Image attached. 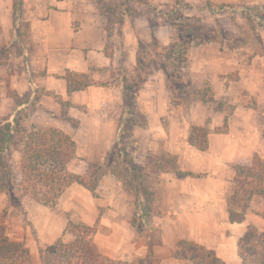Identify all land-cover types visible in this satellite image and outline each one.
<instances>
[{
	"label": "rangeland",
	"instance_id": "374dc122",
	"mask_svg": "<svg viewBox=\"0 0 264 264\" xmlns=\"http://www.w3.org/2000/svg\"><path fill=\"white\" fill-rule=\"evenodd\" d=\"M90 1L94 3V0ZM148 1L149 4L152 5L150 8L133 4L130 14H125L121 27H119L118 23H113L114 20H106V17L101 16L103 20L105 45L107 46L106 52L112 55V59L115 61V67H112V70L107 73L93 69L91 76L96 84L109 86L111 82V84L115 83L118 85L116 79L118 70L122 69L130 72L135 67L136 52L140 45L149 44L152 39L158 40L162 45L170 43L173 36V27L161 15L155 14L154 7L159 11H168L175 0ZM179 1L193 4L195 9L181 10L182 18L177 17V19L183 22L187 21L196 27L202 26L201 31L203 33L211 31L217 38V42L210 45H213L214 49L218 48L220 51L223 49L225 50L224 57L227 64H229L227 67L232 68L234 65H238L241 72L244 74L243 79L246 84L245 86L244 84L237 85L235 82L240 79L238 72H230L223 75V78L227 79L224 84V89L229 85V81L235 83L234 88L230 90V97L226 95L216 97L214 87L211 83L205 81V83H209L212 87L215 100L214 103L202 104L199 101H194L190 104H182L179 107L171 108L169 96L165 88L164 74L161 70H157L150 77L156 73H161L164 79V87H161L160 90L157 84L153 90L156 96L160 97L161 101L163 100L168 104L169 112L172 116L170 120L163 121L165 128L167 129L175 125L180 129L182 125H188L189 129H191L193 127H199L197 123L204 121L206 118L204 128L213 133L214 129L222 127L225 116H228V126L229 120L233 116L235 108L238 105L242 113L252 109L253 113H256L257 116L261 112L264 114V23L259 21H254L252 23L241 12L235 14L233 12L221 10L215 14H211L208 10L201 11L203 8H207L208 5L214 4L230 5L238 8L252 6L264 7V0ZM5 5L6 0H0V6H2L0 17L2 18L3 25L11 19L9 14L6 13V11L9 10L8 6ZM258 14L264 16V9L259 10ZM29 33V24L28 30L25 29L24 26L20 27L23 45H28ZM7 44L8 43L4 42L0 25V125L9 119L12 111L15 109L13 99L8 98L6 95V81H9V88L14 91H17V89H15L17 87L19 89L18 91H20V89L22 90L21 83L24 84L25 81L22 76L25 70L21 56L22 48L19 46L17 47L16 43ZM116 67L118 68L115 70L114 68ZM32 74L31 82L35 86L34 79L32 78L35 77L36 74ZM186 74L189 77L187 72ZM96 76H99L98 79H96ZM107 76L109 77L105 79ZM223 78L220 79V82L223 81ZM205 83L200 86L194 83L193 85L196 89H200ZM25 84L23 86H25ZM98 85L95 86L99 87ZM26 86L25 88H28V85ZM35 87L37 88V94L40 95V102L45 91L43 88ZM109 87L116 86L112 85ZM144 88L145 85L142 90H144ZM142 90L139 92L138 102L140 109L146 116L141 102ZM117 92V98H120V101L122 99L120 88L119 90L117 89ZM30 93L31 91L29 92L26 90L19 95L24 98ZM147 96L148 93L145 90L143 95L144 103H147ZM97 97H101V94H98ZM111 97L114 101V95H111ZM259 99L262 100L260 101L261 103L258 102ZM233 101L237 104H233ZM39 102L38 105H31L27 108V116L22 121V125L26 129H29L31 126L42 128L54 127L70 134L76 142L78 156L77 160L70 166V169L76 174H84L85 172L90 173L93 171L99 176L101 175L100 181L95 194L92 195L86 189L78 185L79 190H76L71 195V198H68L66 193L53 207L44 206L33 200H24L21 207L11 206L7 196L0 191V229L4 231L5 235L10 240L20 242L24 245L29 252L31 264H39L40 249L47 248L58 239H62L64 242L71 241L72 237L69 234H63V230L69 222L76 225H86L85 220L89 218L98 223L97 234L93 238V244L99 253L114 260H124L131 263H136L147 257L154 258L155 255H160L161 257L163 256L164 259H155L161 264H173L171 259V257H173V250L166 255L165 253L161 254L160 250H158V246H160L161 242L160 240L158 241V239L155 238L156 235H154V223L152 220L154 217L161 214L160 187L154 186V190H156V188L158 189L152 198L155 210L154 215L149 218L151 226L149 228L143 227L139 223V217L136 212L138 201L135 199V194L130 191L129 187L131 183L127 175L122 172L120 157H116L113 165L106 166L105 164L107 155L112 147V145H110L109 149H106L110 137V130H108L110 128V118L101 120L102 116L100 113H114L116 108L120 118L121 107H119V105H112L111 107L106 106V108L98 110L89 109L87 105H74L70 103V101H66L69 102L70 105L66 106V108H61L59 105L61 108L60 111L54 113L48 111L45 107H42V105H39ZM153 112L154 111H150V113ZM218 114L221 116L220 124L211 129L212 119L214 115ZM260 120L264 122V117H260ZM74 121L75 123H73ZM252 121L255 123L257 122L256 120ZM172 128L174 129L173 126ZM147 129L148 121L146 118V127L136 129L133 137L124 141L127 152L125 157L132 159L135 163H140V165L143 164L144 158L148 153L160 155V153L163 152L153 153L151 151H145L147 147L144 143L148 140V137L145 136L144 132ZM18 160L19 155L17 157L15 152H10L5 158L8 168L17 178H19L20 175ZM97 166L98 169L96 168ZM113 168H116L119 174L118 176L111 173ZM109 175L114 177L115 181L118 183V187L121 189L120 193L112 188L113 186L110 183L102 185L103 177ZM157 179L158 176L156 175V180ZM85 195H87V197H84ZM72 196L74 197L72 198ZM102 199L104 204L100 202ZM80 201L87 206L92 204L94 210L98 209L96 216L94 213L90 216H84L85 214L81 209ZM258 201L261 203V206H264L261 199H258ZM263 211L264 209L261 211V216ZM102 215L105 217L104 220L107 221V224L113 225L114 222H117L118 226L114 227L115 232H113V227L104 228L100 225ZM93 223L88 226H92ZM129 229L131 230V235L133 232L136 236V240H132L131 238L130 243L128 242ZM135 241L137 243L134 244Z\"/></svg>",
	"mask_w": 264,
	"mask_h": 264
},
{
	"label": "trees",
	"instance_id": "16d2710c",
	"mask_svg": "<svg viewBox=\"0 0 264 264\" xmlns=\"http://www.w3.org/2000/svg\"><path fill=\"white\" fill-rule=\"evenodd\" d=\"M22 3L23 0H13L11 43L20 44V48L23 49L20 27L24 26L28 30V23L21 21ZM94 3L100 16L106 17V20H114L113 23H118L119 27L125 14L129 15L132 11L133 4L152 7L148 0H94ZM193 9H195L193 4L179 0H175L168 11H159L154 7L155 14L161 15L173 27L170 43L162 45L158 40L152 39L149 44L140 45L136 52L135 67L130 72L119 69L116 75L122 94V108L115 138L105 164L113 165L116 157H120L122 172L127 175L131 183L130 191L135 194V199L138 201L136 212L139 223L146 228L151 226L149 218L154 215L155 210L152 198L158 189L154 190V186L159 187L161 174L173 173L178 179L199 177L178 171L177 157L167 152H161L160 155L148 153L142 165L135 163L125 157L127 152L124 146V141L131 139L136 129L146 127V117L139 107L138 97L149 77L157 70H161L164 74L171 108L194 101L202 104L215 102L209 83L196 89L186 74L188 52L202 45L217 42L211 31L203 33L202 26L196 27L187 21L177 19V17L182 18L181 10ZM262 9L264 7L238 8L214 4L208 5L201 11L208 10L211 14L221 10L235 14L241 12L252 23L254 21L264 23V16L258 14ZM106 49L105 45L106 56L112 58L111 54H107ZM23 64L31 93L22 98L9 88V81H6V95L13 99L15 109L9 119L0 125V191L7 196L9 204L15 207H21L24 200H33L44 206L53 207L73 184L83 187L92 195L95 194L101 175L93 171L76 174L70 169L78 158L77 145L70 134L54 127L31 126L26 129L22 125V121L27 116V108L38 105L40 98L37 88L31 82L33 74L29 71L26 54L23 55ZM63 78L66 81L68 95L96 85L91 71L87 73L67 71ZM43 95L54 99L61 108L70 105L69 102L58 99L52 92L45 91ZM227 117L225 116L222 127L214 129L213 133L227 131ZM208 133L205 128L193 127L190 129L188 143L199 151H205ZM10 152L19 154V178L13 175L6 164L5 158ZM96 168L98 169V166ZM232 168L234 177L233 190L228 198V220L230 223H241L252 199L256 196L264 199V159L254 154L248 163L235 164ZM111 173L119 175L116 168H113ZM262 218L264 219V211ZM97 226V222L92 226L69 222L63 234H69L72 237L71 241L64 242L58 239L47 248L40 249L39 264H161L151 257L131 263L114 260L99 253L93 244ZM238 254L241 264H264V231L259 232L249 227L238 241ZM173 257L177 261L189 264H223L212 251L199 245H178L173 250ZM0 264H31L29 252L24 245L10 240L2 229H0Z\"/></svg>",
	"mask_w": 264,
	"mask_h": 264
},
{
	"label": "crops",
	"instance_id": "0c3cea01",
	"mask_svg": "<svg viewBox=\"0 0 264 264\" xmlns=\"http://www.w3.org/2000/svg\"><path fill=\"white\" fill-rule=\"evenodd\" d=\"M5 6H8L9 10L6 13L11 19L3 25L0 17L3 39L8 43L7 45L15 44L11 43L13 0H6ZM1 9L2 6H0ZM21 21L29 24L30 32L28 45H23L21 50L22 61L23 55L26 54L29 71L36 74L32 78L35 86L52 92L63 102L70 101L74 105H87L89 109L99 110L112 105H119L122 108V99L119 101L120 98H117V89L119 90L120 87L115 83L110 82L109 86L113 85L117 88L96 84L99 87L94 85L81 92L70 95L66 93V81L63 77L67 71L87 73L96 69L107 73L115 67V61L105 54L103 20L93 2L90 0H23ZM18 46L20 47V44H17ZM224 54V49L222 51L218 48L214 49L213 45L201 46L188 52L186 72L190 79L197 86L204 84L205 81L211 83L216 91V97L222 95L230 97V90L234 88L235 83L244 84V86L246 84L243 79L244 74L238 65L232 68L227 67L229 64ZM230 72H238L240 79L235 83L229 81V85L224 89L227 79L223 78V75ZM22 76L26 84L23 86L24 84L21 83L22 90L20 91L18 87L15 88L18 95L26 90L31 91L25 70ZM98 77L96 76V79ZM222 78L223 81L220 82ZM157 84L160 90L164 87L161 73L150 77L142 90L143 94L141 93V102L148 121V129L144 132L148 137L144 143L147 147L145 151L153 153L163 151L175 155L178 159V171L199 175V177L178 179L173 173L161 174L159 183L161 214L152 220L155 238L161 242L158 250L166 255L178 245H199L212 251L223 264H241L238 254L239 239L249 227L259 232L264 231V219L260 215L264 206H261L258 201L261 199L264 205V199L254 197L245 213L244 220L241 223H230L228 198L233 190L232 167L235 164L248 163L254 154L264 159V122L260 120L264 114L261 112L258 117L252 109L242 113L238 105L229 120L228 130L219 134L209 132L207 149L199 151L188 143L190 134L188 125H182L180 129L175 125H172L174 129L172 126L165 128L163 121L170 120L172 116L168 104L161 101L153 90ZM26 85L29 90L25 88ZM145 90L148 93L147 103L143 100ZM98 94H101V97L98 98ZM111 95H114V101ZM260 101L262 100L259 99L258 102L261 103ZM233 104L237 103L233 101ZM39 105L54 113L61 109L57 102L47 96L40 99ZM150 111L154 112L150 113ZM219 114L214 115L211 129L220 124ZM100 115L101 120L110 118L108 129L110 137L106 146L108 150L115 138L119 113L115 108L114 113L102 112ZM205 119L197 125L204 128ZM15 154L18 157L19 154ZM105 183H110L118 193L121 192L114 177L110 175L103 177L102 185ZM76 190H79V186L73 184L63 195L67 193V197L71 198ZM100 202L104 204L103 199ZM80 205L84 216H90L93 213L96 216L98 209L94 210L92 204L87 206L80 201ZM104 219L102 215L100 225L104 228L113 227V232H115L114 227L118 226L117 222L113 225L107 224ZM93 222V219L85 220L86 225ZM128 235L129 243L131 238L136 240L133 232L131 235V230ZM155 258L164 259L160 255H155ZM171 259L173 264H189L177 261L174 257Z\"/></svg>",
	"mask_w": 264,
	"mask_h": 264
}]
</instances>
